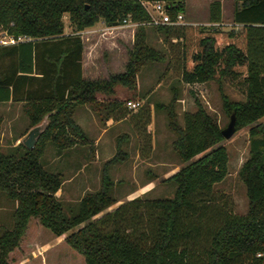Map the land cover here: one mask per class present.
<instances>
[{"label":"trees","instance_id":"16d2710c","mask_svg":"<svg viewBox=\"0 0 264 264\" xmlns=\"http://www.w3.org/2000/svg\"><path fill=\"white\" fill-rule=\"evenodd\" d=\"M168 1L172 18L185 10V0ZM65 12L72 31H65ZM149 16L141 0H0V34L7 30L32 36L0 43V101H22L31 124L45 113L49 118L33 147L19 141L4 150L0 142V189L17 200L12 226L0 232V264L9 263L33 216L83 253L85 264H264V121L259 120L264 115V0H235L232 20L238 26L222 25L221 0L210 3V23L156 25L166 39L176 38L179 44L182 80L214 79L221 89L228 83L244 95L231 98L221 91L224 109L236 115L237 129L249 124V154L239 168L246 212L235 211L232 201L215 189L229 172V152L216 116L195 96L196 108L184 110L179 122L177 92L169 102H154L166 110L175 132L172 146L184 161L166 176L175 182L171 196L136 195L102 212L117 200L108 166L125 156L121 139L103 163L100 186L87 190L75 210L56 193L63 174L42 162L47 142L59 151L88 142L75 118L76 107L95 104L100 92H114L117 83L134 87L143 63L165 58L163 50L147 42L140 21ZM100 18L108 25L125 18L139 23L125 69L89 77L83 73L80 31ZM105 99L110 116L126 114L122 99ZM139 107L135 125L149 143L150 108ZM1 123L0 115V128Z\"/></svg>","mask_w":264,"mask_h":264},{"label":"rangeland","instance_id":"374dc122","mask_svg":"<svg viewBox=\"0 0 264 264\" xmlns=\"http://www.w3.org/2000/svg\"><path fill=\"white\" fill-rule=\"evenodd\" d=\"M188 1L190 15L203 18L210 14L212 0ZM224 1L227 13L232 9L233 2ZM64 21L65 31H72L73 24L68 12L64 14ZM226 21H229L228 18ZM138 23L139 21L129 19L128 23L107 27L100 18L80 31L84 40L86 76L105 77L125 69ZM143 23L146 27L147 42L163 50L165 58L143 63L137 72L134 87L117 83L114 92L110 94L100 92L99 100L95 104L85 102L90 107L89 114L84 110L83 103L76 107L75 118L77 115L85 120L84 126L91 137L92 145L79 142L74 148H70L71 146L66 148L70 150H62L66 152L61 155L57 154V148L50 141L45 146L42 162L48 168L62 171L63 182L57 190V195L71 211L77 208L79 198L87 190H94L100 186L103 163L115 154L118 139H121L120 146L126 151V156L111 162L108 166L114 180L112 193L117 200L102 212L136 195L157 197L173 194L175 182L166 179V176L184 161L172 146L175 132L168 125L166 110L154 106L155 101L169 102L177 92L175 109L177 118L182 123L184 110L195 109L197 106L195 96H198L207 109L216 116L221 127H224L230 119V113L224 109L221 91L226 92L231 98L244 97L228 83H223L221 89L218 81L214 79L192 83L182 80L180 48L176 38L166 39L156 27L158 23ZM222 25L231 26L230 22ZM108 95L123 100V107L127 110L124 116L118 118L110 116L105 99ZM128 98L138 99L140 104L131 108L127 104ZM140 105L144 107L142 110L150 108L151 112L146 130L151 138L149 143L144 141L143 133L139 132L135 125V120L141 112ZM0 115L1 147L10 150L21 141V137L32 124L22 108V101L19 100L0 101ZM141 118H145V115ZM259 120L264 121V115ZM96 140L98 141L95 142ZM221 142L228 148L229 172L216 182L215 189L224 194L222 197L232 201L235 211L246 212L248 207L246 185L239 175V168L249 154V124L239 127ZM137 152H140V156ZM147 159L150 162H147ZM148 185L150 189L145 190ZM16 204L15 198L0 189V232L4 227L12 226ZM62 238L63 235L57 236L51 228L41 225L38 218L33 216L21 243L10 252L8 264H85L83 253L67 241H61Z\"/></svg>","mask_w":264,"mask_h":264},{"label":"built area","instance_id":"2783aa9c","mask_svg":"<svg viewBox=\"0 0 264 264\" xmlns=\"http://www.w3.org/2000/svg\"><path fill=\"white\" fill-rule=\"evenodd\" d=\"M142 3L145 5L146 9L149 11L150 16L143 20V22H149V23H161V22H182L184 18V13L182 11H179L177 13L176 18H172L168 7H169V1L168 0H141ZM168 4V5H167ZM129 20L126 18L122 23L118 24H112L108 25L107 27L115 26V25H121L128 23ZM32 36L27 34H14L10 33L7 30H4L2 34L0 35V43H12L23 39H29ZM127 104L129 107H134L140 104V100L131 99L129 98L127 100Z\"/></svg>","mask_w":264,"mask_h":264},{"label":"crops","instance_id":"0c3cea01","mask_svg":"<svg viewBox=\"0 0 264 264\" xmlns=\"http://www.w3.org/2000/svg\"><path fill=\"white\" fill-rule=\"evenodd\" d=\"M222 1V15H223V19H222V21H221V23L222 24H224L225 22H230V24H231V26L233 25V24H235L236 26H238L239 25V23L238 22H235V21H233L232 20V12H233V9H234V3H235V0H231L232 2H233V6H232V9L231 10H228L229 12H227V13H225V1L224 0H221ZM190 3H189V1L188 0H185V10H184V21H188V22H204V23H210V20H209V14L208 15H206V16H204L203 18H198L197 16H194V15H190V13H189V11H188V5H189ZM228 18V20L229 21H226V19ZM230 26V27H231ZM225 27V26H224ZM226 28H228V27H226ZM83 73H84V75H86V73H85V60H84V58H83ZM6 101V100H5ZM8 101V100H7ZM84 104V105H83ZM83 104H81V105H83L84 106V110L89 114V105L87 104V103H83ZM76 119H77V121L82 125V126H84V121L85 120H83L80 116H77L76 115ZM84 128H85V126H84ZM149 128V127H148ZM85 130H86V128H85ZM88 133V132H87ZM89 135V134H88ZM98 140H96L95 142H97ZM92 141H91V137H90V135H89V141L88 142H86V143H89V145H92V143H91ZM81 144V143H80ZM85 144V143H84ZM152 144V143H151ZM76 145H78V143H75V144H73V145H71V147L70 148H74ZM152 147V145L150 146V148ZM67 150H70V149H66V151ZM66 151H58L57 150V154L58 155H61L63 152H66ZM137 154H138V156H140V152H137ZM125 156H126V152H125ZM146 157H148V156H146ZM145 157V158H146ZM135 161H136V159H135ZM147 162H150V160L149 159H147L146 160ZM62 186V185H61ZM150 189V187H149V185H148V187H145V190H149ZM57 193V192H56Z\"/></svg>","mask_w":264,"mask_h":264},{"label":"water","instance_id":"95a60500","mask_svg":"<svg viewBox=\"0 0 264 264\" xmlns=\"http://www.w3.org/2000/svg\"><path fill=\"white\" fill-rule=\"evenodd\" d=\"M48 122V113H45L41 120L32 124L28 131L21 137V141H23L28 147H33L42 131L46 128ZM236 129V115L232 112L228 123L222 127L221 130L224 136L228 137L232 135Z\"/></svg>","mask_w":264,"mask_h":264}]
</instances>
